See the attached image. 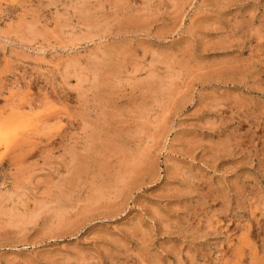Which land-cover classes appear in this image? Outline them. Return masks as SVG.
Wrapping results in <instances>:
<instances>
[{"label":"rangeland","instance_id":"rangeland-1","mask_svg":"<svg viewBox=\"0 0 264 264\" xmlns=\"http://www.w3.org/2000/svg\"><path fill=\"white\" fill-rule=\"evenodd\" d=\"M0 264H264V0H0Z\"/></svg>","mask_w":264,"mask_h":264},{"label":"bare ground","instance_id":"bare-ground-1","mask_svg":"<svg viewBox=\"0 0 264 264\" xmlns=\"http://www.w3.org/2000/svg\"><path fill=\"white\" fill-rule=\"evenodd\" d=\"M21 107V106H20ZM74 224V223H73ZM252 250V249H251Z\"/></svg>","mask_w":264,"mask_h":264}]
</instances>
